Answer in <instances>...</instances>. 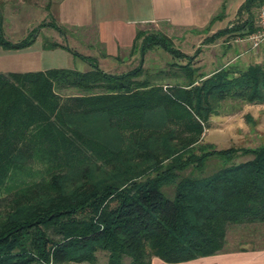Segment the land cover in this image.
<instances>
[{
	"label": "trees",
	"instance_id": "obj_1",
	"mask_svg": "<svg viewBox=\"0 0 264 264\" xmlns=\"http://www.w3.org/2000/svg\"><path fill=\"white\" fill-rule=\"evenodd\" d=\"M262 5L245 0L238 16L248 18L206 42L249 35L257 28L253 10ZM2 22L0 13L4 49L36 42V29L8 40ZM47 25L63 32L56 21ZM141 38L142 63L155 47L188 62L154 75H145L142 64L118 74L82 55L87 71L0 72V199L10 194L0 209V264H152L156 257L181 263L223 252L232 225L264 224V142L217 150L199 141L219 102H264V66L206 76L166 34L139 29L135 44ZM59 47L72 51L44 43ZM165 78L179 82H160ZM63 89L77 92L63 96ZM100 117L104 124L90 132V119ZM108 130L121 145L96 138ZM211 159L221 165L209 174ZM166 186H174L172 197Z\"/></svg>",
	"mask_w": 264,
	"mask_h": 264
},
{
	"label": "rangeland",
	"instance_id": "obj_2",
	"mask_svg": "<svg viewBox=\"0 0 264 264\" xmlns=\"http://www.w3.org/2000/svg\"><path fill=\"white\" fill-rule=\"evenodd\" d=\"M52 0H0V13L3 15L4 36L17 42L27 37L34 29L38 31L37 40L52 43L55 41L64 44H70L75 50L83 52H92L98 54V59L104 58L100 51H104L103 46L98 42L99 33L92 28H76L62 26L63 32H59L47 24L53 23L54 18L46 14L50 11L49 3ZM55 1V0H54ZM245 0H225L226 10L224 12L223 28L232 27L237 23H243L247 18V13L238 16V10ZM255 22L257 24L260 9L254 10ZM44 24V25H43ZM139 29L146 32L160 31L169 36L174 46L192 58V66L201 73L210 76L215 70L221 68L246 69L250 65L261 64L264 66V44L254 49L248 39L249 35L240 36L225 34L218 37L214 42L207 43L206 39L210 32L198 33L185 28L171 27L167 23L160 25L147 23L140 26ZM218 31V30H217ZM202 34V35H199ZM142 38L127 53L119 55L123 62L120 66L113 69L115 63L111 59L103 61L105 71L112 73H123L132 70L139 65H143L145 75H154V73L170 69V64H186L188 59L175 58L161 47L150 49L142 55L140 45ZM211 73V74H210ZM142 75L141 78H144ZM160 82L176 84L179 82L176 78H165ZM75 89H63L60 93L63 96L74 95ZM158 116V115H157ZM90 119L88 126L90 132L97 133L95 129L104 124L102 117ZM203 133L200 136L201 144L212 145L215 149L230 148H256L264 142V102H247L241 99L228 98L216 105V110L212 112L208 120L203 125ZM96 129V130H97ZM99 141L107 142L114 147L121 145V137L116 131L108 130L105 133L95 135ZM252 158V155L240 156L236 162ZM31 168L41 170L40 164L31 163ZM221 165L217 159H211L207 163V173L213 172ZM165 192L172 197L174 195V186L164 187ZM10 194L5 193L0 199V209L5 208ZM264 246V224L245 223L232 225L227 233V244L225 250H244ZM106 255L99 253V260L106 261ZM78 264V263H66ZM88 264V263H81Z\"/></svg>",
	"mask_w": 264,
	"mask_h": 264
},
{
	"label": "crops",
	"instance_id": "obj_3",
	"mask_svg": "<svg viewBox=\"0 0 264 264\" xmlns=\"http://www.w3.org/2000/svg\"><path fill=\"white\" fill-rule=\"evenodd\" d=\"M49 4L50 11L47 10L46 14L59 25L97 30L98 42L104 48L100 54L104 58L98 59L97 53L75 50L70 44L65 45L72 51L60 47L45 49L38 39L22 50H7L0 46V72L45 71L52 68L87 71L91 65L82 55L96 58L102 69L103 61L111 59L115 62L112 66L115 69L123 62L119 55L133 48L140 26L167 23L171 27L198 33L209 31L214 35L223 30L224 17L212 20L223 7L226 10L225 0H52ZM152 264H264V246L224 250L216 255L181 263H167L156 257Z\"/></svg>",
	"mask_w": 264,
	"mask_h": 264
},
{
	"label": "built area",
	"instance_id": "obj_4",
	"mask_svg": "<svg viewBox=\"0 0 264 264\" xmlns=\"http://www.w3.org/2000/svg\"><path fill=\"white\" fill-rule=\"evenodd\" d=\"M248 39L254 49L264 44V5L260 7L257 28L248 36Z\"/></svg>",
	"mask_w": 264,
	"mask_h": 264
}]
</instances>
